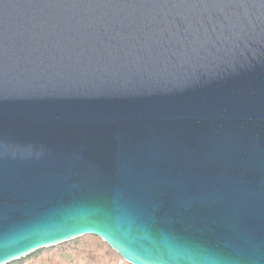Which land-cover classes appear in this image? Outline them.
I'll list each match as a JSON object with an SVG mask.
<instances>
[{"label": "water", "instance_id": "water-1", "mask_svg": "<svg viewBox=\"0 0 264 264\" xmlns=\"http://www.w3.org/2000/svg\"><path fill=\"white\" fill-rule=\"evenodd\" d=\"M86 235L264 264V0H0V264Z\"/></svg>", "mask_w": 264, "mask_h": 264}, {"label": "trees", "instance_id": "trees-1", "mask_svg": "<svg viewBox=\"0 0 264 264\" xmlns=\"http://www.w3.org/2000/svg\"><path fill=\"white\" fill-rule=\"evenodd\" d=\"M9 264H128L105 242L86 235L41 249Z\"/></svg>", "mask_w": 264, "mask_h": 264}]
</instances>
